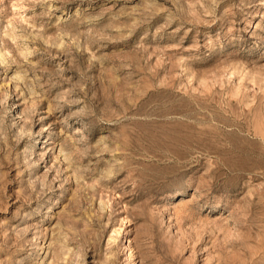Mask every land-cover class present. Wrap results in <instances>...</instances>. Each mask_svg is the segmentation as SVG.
Returning <instances> with one entry per match:
<instances>
[{"label":"rangeland","instance_id":"1","mask_svg":"<svg viewBox=\"0 0 264 264\" xmlns=\"http://www.w3.org/2000/svg\"><path fill=\"white\" fill-rule=\"evenodd\" d=\"M0 264H264V0H0Z\"/></svg>","mask_w":264,"mask_h":264}]
</instances>
